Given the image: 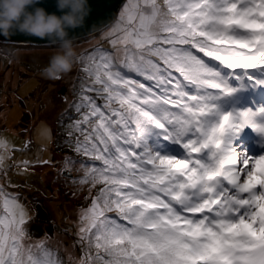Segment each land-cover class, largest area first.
I'll list each match as a JSON object with an SVG mask.
<instances>
[{
	"label": "snow or ice",
	"instance_id": "snow-or-ice-1",
	"mask_svg": "<svg viewBox=\"0 0 264 264\" xmlns=\"http://www.w3.org/2000/svg\"><path fill=\"white\" fill-rule=\"evenodd\" d=\"M123 16L113 44L136 51L116 67L98 50L85 71L100 87L82 84L71 106L89 110L77 130L92 125L76 150L103 165L88 173L103 187L82 217L79 264H264V153L244 140L251 129L264 144V102H243L264 89V0H143ZM0 198V264H62L24 245L26 212L2 187Z\"/></svg>",
	"mask_w": 264,
	"mask_h": 264
},
{
	"label": "rangeland",
	"instance_id": "rangeland-1",
	"mask_svg": "<svg viewBox=\"0 0 264 264\" xmlns=\"http://www.w3.org/2000/svg\"><path fill=\"white\" fill-rule=\"evenodd\" d=\"M133 3L143 5V0H126L113 24L73 44L76 56L72 70L57 80L47 79L43 69L59 47L0 46V142L5 145L0 147V156L4 157L0 187L5 196H15L27 214L24 245H31L32 252L39 254L38 245L42 244L53 250L62 264H79L81 244L75 242L80 238V228L87 224L82 217L103 187L102 184L93 187L88 176L91 166L102 167L101 162L75 147L77 141L86 143L85 135L92 132V125L88 123L80 124L82 131L76 128V121H82L83 114L89 110L82 108L78 112L71 106L81 102L82 84L100 87L92 85L89 72L85 71L93 57L99 61L101 51L106 52L119 67L123 48L136 51L132 44H113L124 35L119 30L113 33V29L126 26L123 13ZM133 23L138 26L139 18ZM60 89H64V96ZM256 91L261 95L245 93L246 106L264 102V89ZM87 95L108 113L104 107L105 94L88 92ZM112 107L119 105L114 102ZM91 120L94 122L96 117ZM244 140L254 154L264 153V144L259 142L261 137L251 129H246ZM86 178L88 182L82 183ZM0 213H3L2 198ZM107 215L117 216L115 212Z\"/></svg>",
	"mask_w": 264,
	"mask_h": 264
},
{
	"label": "clouds",
	"instance_id": "clouds-1",
	"mask_svg": "<svg viewBox=\"0 0 264 264\" xmlns=\"http://www.w3.org/2000/svg\"><path fill=\"white\" fill-rule=\"evenodd\" d=\"M37 0H0V35L20 32L37 37L55 38L59 49L52 55L43 74L47 79L57 80L72 70L76 56L67 29L79 27L87 14L86 0H57L60 16L47 13L43 8L33 7ZM32 8V11H28Z\"/></svg>",
	"mask_w": 264,
	"mask_h": 264
},
{
	"label": "water",
	"instance_id": "water-1",
	"mask_svg": "<svg viewBox=\"0 0 264 264\" xmlns=\"http://www.w3.org/2000/svg\"><path fill=\"white\" fill-rule=\"evenodd\" d=\"M125 1L126 0H86V16L79 27L67 29V38L72 41V44H75L97 35L115 22L118 12ZM33 7L43 8L47 13H53L57 16L61 15V12L57 9V0H37ZM28 11H32V8H29ZM59 44L60 41L55 38H41L15 31L7 36L0 35V46L6 47L45 48L59 47ZM60 93L64 96V89H60Z\"/></svg>",
	"mask_w": 264,
	"mask_h": 264
}]
</instances>
